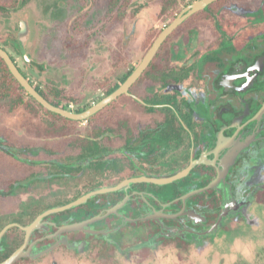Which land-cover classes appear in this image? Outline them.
I'll return each mask as SVG.
<instances>
[{
	"label": "flooded vegetation",
	"instance_id": "1",
	"mask_svg": "<svg viewBox=\"0 0 264 264\" xmlns=\"http://www.w3.org/2000/svg\"><path fill=\"white\" fill-rule=\"evenodd\" d=\"M261 1L260 5L256 2L247 5L240 3L230 5V9L225 11L231 18L226 17L228 23H235L234 31L230 35L220 28L223 24L219 19L221 13L215 14V9L210 8L216 2L209 5L203 11H208L210 18L213 19L214 23L211 26L197 23L188 27L187 40L183 36L173 38L171 43H181L176 53L177 59L173 58L174 47L163 50L168 56L162 58L164 66L162 69L168 72L176 70L187 73V78L169 86L158 85L153 88L138 82L141 76L131 86L128 94H125L127 116L130 113L129 98L148 105L153 95L160 96L167 101L160 106L171 109L169 113L155 114L158 117L157 124L169 123L167 136H160L162 130L160 127H155L153 129L155 141L146 147L140 145L142 148L139 158H136L131 150L123 149L124 158L135 160L139 170V175L127 179L143 176L168 178L187 168L194 160L202 158L204 163L197 165L188 176L172 184L137 183L132 184L127 191H121L128 192L121 201L127 196H130L128 201L135 198L142 201L137 209L136 218L128 217L129 211L123 210L127 201L118 214H112L117 218L108 219L105 224H97L96 221L111 216H105L107 211L121 201L106 213L97 215L93 214L94 210L91 211V206L88 205L93 197L82 206L44 217L40 228L34 230L28 238L25 250L32 247L29 256L21 258L14 264L41 261L49 257L47 260H50V264L59 263L58 252L65 253L68 250L80 255L91 248V243L99 245L105 242L113 246L114 250L117 248L127 251L128 249L120 248L117 233L129 223L110 234L108 239H104L102 235L96 237L84 230H63V228L101 216L100 220L89 222L88 228L97 232L111 231L116 228L114 227L116 224L117 227L122 225L125 218L138 219L159 213L178 215L184 209L180 198L191 191L206 187L218 177V169L224 171L226 165H230L229 169L223 174L217 188L204 191L187 200L184 212L194 210L198 215L196 219L184 214L175 219L159 217L158 220L132 222H154L159 228L154 234V238H157L153 244L139 249L138 252L145 249L152 251L154 247L160 245L162 239H180L188 243L202 241L223 228L233 229L242 221L250 222V217L254 214L251 208L256 204L264 203V18L261 19L264 0ZM193 3L185 5L184 8ZM252 4L258 6L254 9L246 8ZM181 11L172 21L165 24L164 28L171 24ZM205 27L216 34L217 45L203 50L195 43H191V37L193 32ZM160 50L161 48L152 62ZM144 56L131 66L126 55H123L126 80L142 62ZM19 70L21 71L20 68ZM130 70L133 71L128 75ZM187 83L185 94L179 87ZM177 120L182 129L177 127ZM140 124H144V121ZM151 131L146 128V132ZM127 132L126 127V136ZM9 145H0V233L11 225L1 238L0 264L24 246L27 234L23 228L30 226L46 211L67 205L87 194V187L90 185L89 180L79 175L40 174V171L32 165L31 159L13 157L10 152L19 148ZM8 148L11 150L5 151ZM19 151L22 153L21 151L24 150L20 148ZM228 158H233V162L228 163L226 161ZM81 183L85 184L81 185ZM134 185L141 186L134 187ZM176 189L182 194L174 197ZM104 202L100 199L97 204L100 207ZM221 215L224 216L219 228L215 230L214 227ZM211 229H214L213 234L204 236ZM54 245L53 249L44 252ZM69 245L80 248L83 246V250L70 249ZM9 249L13 251L2 259Z\"/></svg>",
	"mask_w": 264,
	"mask_h": 264
},
{
	"label": "rangeland",
	"instance_id": "2",
	"mask_svg": "<svg viewBox=\"0 0 264 264\" xmlns=\"http://www.w3.org/2000/svg\"><path fill=\"white\" fill-rule=\"evenodd\" d=\"M168 1L131 0L123 21L113 23L112 17L117 12L110 10V0H30L25 7L0 15V47L11 53L34 86L47 92L54 89L64 91L68 98L64 104L68 105L69 111L88 109L105 97V90L98 85L106 80L116 55L119 53L122 59L126 55L130 65H135L145 54L143 44L147 35L163 29L185 5L197 0ZM251 2L262 4L261 0L236 3L247 5ZM166 5L170 8L168 13H173L163 18L161 12ZM258 5L246 8L254 9ZM262 6L261 19L264 18ZM220 13L219 19L223 21L220 28L224 33L232 34L235 23H228L227 12L223 10ZM23 22L28 28L25 51L29 61L17 54L8 41L14 35L18 40ZM74 28L78 35H72ZM69 35L79 41V51L67 46ZM216 38V34L205 27L192 33L191 43L204 50L215 47ZM170 45L174 47L173 58L177 59L181 43ZM122 59L119 61L121 66ZM38 67H43V71ZM122 73L124 69L115 77V82L120 81ZM179 88L186 94L188 83ZM23 115H26L23 110L11 115L0 114V129H6L7 134L16 137L22 144L42 143V140L30 135L26 127H22ZM85 125L81 123L78 127L83 129ZM11 153L19 155L16 151ZM81 167L71 165L69 168ZM251 209L254 214L250 222L242 221L233 229L223 228L202 241L188 243L180 239H162L148 258L139 256V249L130 255L128 251L116 248L115 262L106 264H264V203ZM57 254L59 263L53 264H99L90 261L92 259L87 252L79 255L66 250ZM47 259L23 264H50Z\"/></svg>",
	"mask_w": 264,
	"mask_h": 264
},
{
	"label": "trees",
	"instance_id": "3",
	"mask_svg": "<svg viewBox=\"0 0 264 264\" xmlns=\"http://www.w3.org/2000/svg\"><path fill=\"white\" fill-rule=\"evenodd\" d=\"M28 1L29 0H0V15L9 14L11 11H17ZM130 1L131 0H110V10L112 12L116 10L117 12L116 15L112 17L113 23L123 21L126 12L129 10ZM169 1H171V3L175 2V0ZM238 1L244 0H220L210 6V8L215 9V14H219L222 10L227 11L230 9V5ZM169 5L164 6L161 12L163 18L172 16L173 11L168 13L170 11ZM197 23L211 26L214 21L210 18L208 11L197 13L193 18L187 20L163 44L155 60L138 82H143L146 87L152 86L154 88L158 85L169 86L170 84L179 83L186 79L187 73H181L176 70L168 72L162 69L164 67L162 65V58L168 56V53L163 50L171 49L170 41H172L173 38L183 36L185 40H187L188 27ZM73 30L75 33L72 35H78L75 28ZM159 31L147 35L143 44L144 53H147L151 48ZM72 35H69L66 39L67 46L73 49V51H79V41L73 38ZM8 41L13 50L21 55L16 35L9 38ZM9 55L16 63L15 58L10 52ZM120 59H122V57L118 53L115 57L112 70L106 76V80L98 85L105 90V97L118 89L127 78L125 73H122L120 81L118 83L114 81L120 71H123V66H121L119 62ZM38 68L43 71V67ZM132 71L133 70H130L128 75H130ZM21 72L29 79L25 72L22 70ZM30 83L33 85L31 81ZM35 89L51 104L63 109H68V105L64 104V102L68 100L64 91L54 89L47 92L38 86H35ZM125 98V95L120 96L117 100L88 118L86 121H73L50 112L28 95L12 75L5 61L0 57V114L11 115L17 111L23 110L26 115L22 117V127H26L27 132L36 137L35 139L42 140V143L38 144H22L16 137L8 135L6 129L3 128L0 129V145L10 146L9 144H12L15 148H19L16 149L19 155H13L11 152L10 154L17 159H31L32 165L40 171V174L58 173L60 175H79L85 177L90 181V185L87 187V193L104 187L116 186L127 178L139 175L136 161L131 159L126 160L124 158V148L131 150L132 154H134L136 158H139L141 156L139 152L142 148L140 145L143 144L144 147H146V145H151L155 141L153 135V129H155V127H160L162 130L160 136H167L169 134V123H156L158 121V117L155 116L156 113H169L171 111V109L166 106H160L167 102L163 97L153 95V99L148 101V105H143L136 99L129 98L130 113L128 116L126 115ZM86 109L87 108L78 109L73 112L81 113ZM141 121H144L145 125L140 124ZM81 123H86L83 129H79L78 127ZM126 127L128 128L127 136ZM177 127L180 129L183 128L178 120ZM146 128L152 131L146 132ZM20 148L24 150L21 151L22 153L19 151ZM10 150V148L7 150L5 149V151ZM71 165L82 166L81 169L84 170L81 171L80 168L70 170L69 167ZM181 184L185 185L183 183ZM141 185H134V187ZM178 191L179 190L176 189L174 197L182 194ZM127 194L128 192H117L94 196L89 201L88 205L91 206V211L94 210L93 214H104ZM100 199L105 202L103 206L99 207L97 201ZM141 204L142 201L140 199H131L126 203L123 210L129 211L128 217L136 218L138 217L137 209ZM131 213H133V215H131ZM115 218H117L116 215H111L107 218H103L101 221H96V223L105 224L108 219L114 220ZM117 226L116 224L114 227ZM158 229L159 228L154 222L129 223L117 233L120 248L130 249L131 247L147 243L154 238V234ZM102 243L103 244L99 245L97 243H91V248L87 250L90 259H92L90 261H97L99 264L114 263V247L108 243ZM12 251L13 249H9L2 259L8 257ZM134 253L135 252L130 255ZM138 253L139 256L148 258L151 251L145 249ZM142 253L145 254L142 255Z\"/></svg>",
	"mask_w": 264,
	"mask_h": 264
},
{
	"label": "water",
	"instance_id": "4",
	"mask_svg": "<svg viewBox=\"0 0 264 264\" xmlns=\"http://www.w3.org/2000/svg\"><path fill=\"white\" fill-rule=\"evenodd\" d=\"M217 1H219V0H198V1L194 2L193 4L189 5L188 7L184 8L178 14V16L175 18V20L161 31V33L158 35L156 40L153 42L151 48L148 50V52L144 56L142 62L135 68V70L128 77V79L124 83H122L119 86V88L116 89L113 93H111L110 95L104 97L101 101H99L98 103L92 105L91 107H89L88 109H86L85 111H83L81 113H75V112L69 111L68 109H63V108L55 106V105L51 104L49 101H47L34 88V86L31 85L29 80L21 73V71L19 70V68L15 64V62L10 57L9 53L6 50H4L3 48H1V47H0V57L5 61L6 65L8 66V68L10 70V72L15 77V79L19 82V84L24 88V90L27 92V94L30 95L33 99H35L44 108H46L50 112H53L55 114H58V115H60V116H62L64 118H67V119H70V120H73V121H78V122L86 121L88 118H90L91 116L95 115L96 113H98L99 111H101L102 109H104L105 107L110 105L112 102L117 100L120 96L128 94V91L131 88V86L146 71V69L149 67L150 63L152 62L153 58L155 57L156 53L161 48L163 43L167 40V38L181 24H183L188 18H190L191 16H193L194 14H196V13H198L200 11L205 10L209 5H211V4H213L214 2H217ZM27 35H28L27 24L25 22H23V23H21L20 33L18 35L19 48H20V52H21L22 56L27 61H29V59L27 57V54H26V51H25V43H26V40H27ZM226 161L228 163H230L231 161L233 162V158H228V159H226ZM202 163H204V160L202 158L198 159V160H194V161H192L190 163V165L187 168L183 169L182 171H180L176 175L168 177V178L159 179V178H149V177L143 176V177L127 179V180L119 183L116 186L104 187V188H101V189H98V190L91 191V192H89V193H87L85 195H82L81 197H79L78 199L74 200L73 202H71V203H69L67 205H64L62 207H58V208H54V209H50V210L46 211L45 213L40 215L30 226H28L27 228H23V230L27 234V239H26V242H25L24 246L21 247L20 249L16 250L7 260H5L1 264H14L17 261H19L21 258L29 256L30 250H31L32 247H30L29 250H25V248L27 246L28 238L30 237L31 233L34 230L40 228V224H41L42 219L44 217L49 216V215L54 214V213L64 212V211H67V210L72 209L74 207L82 206V205L86 204L94 196L104 195V194H109V193H115V192H121V191H127L129 188H131L132 184H137V183H148V184H154V185H168V184H172V183H174V182H176L178 180H181V179L185 178L186 176H188L193 168H195L197 165H200ZM229 166L230 165L224 166V171H221L220 169H218V177L215 180H213L211 183H209L206 187L198 189V190L191 191V192L185 194L184 196H182L180 199L182 200V202L184 204V209L178 215H166V214L159 213V214H155V215L152 214V215H149L147 217L138 218V219L125 218L123 223H122V225H120L119 227H116V228H114L111 231H100V232H97V231L92 230L91 228H88V223L89 222H94L96 220H100L101 219V216H96V217L92 218L91 220H89L87 222H84V223H81V224H75V225H72V226H69V227H65V228H63V230H84V231H86L89 234L95 235L96 237H100V235H102L104 239H108L110 234L117 232L122 226L126 225L127 223H132V222H136V221H139V220H141V221L158 220L159 217L175 219L177 216L184 215V214H188L193 219H196L198 217V215L196 214V212L194 210H191V211H189L187 213L184 212L187 200L189 198L193 197V196H196V195L204 192V191L217 188L219 183H220V181L223 178V174L225 172H227V170L229 169ZM129 199H130V196H127L123 201H121L120 203L115 205L112 209L107 211L105 216L112 215V214H118V211L121 208L124 207L125 203ZM223 216L224 215H221L219 217V220H218L216 226L214 227L215 230H217L219 228V225H220V223L222 221ZM10 226L5 228L0 233V242H1V238H2L3 234L5 233V231L7 229L10 228ZM214 229H211L210 231L205 233L204 236H209V235L213 234ZM156 238L157 237L153 238L152 239L153 241H149V242L144 243L142 245H138L136 247L128 249L127 251L130 252V251H134V250L143 248L145 246H151V244H153V242L156 240ZM84 244H86V243H84ZM54 247H55V245L50 247L48 250H46L44 252L50 251ZM69 248L70 249H78L79 251L83 250V246L80 248V247H76L74 245H69Z\"/></svg>",
	"mask_w": 264,
	"mask_h": 264
}]
</instances>
